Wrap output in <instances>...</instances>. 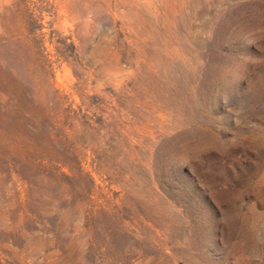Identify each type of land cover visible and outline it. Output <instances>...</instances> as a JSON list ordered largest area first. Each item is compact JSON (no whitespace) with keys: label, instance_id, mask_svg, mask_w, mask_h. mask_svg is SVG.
Wrapping results in <instances>:
<instances>
[{"label":"rangeland","instance_id":"1","mask_svg":"<svg viewBox=\"0 0 264 264\" xmlns=\"http://www.w3.org/2000/svg\"><path fill=\"white\" fill-rule=\"evenodd\" d=\"M0 264H264V0H0Z\"/></svg>","mask_w":264,"mask_h":264}]
</instances>
